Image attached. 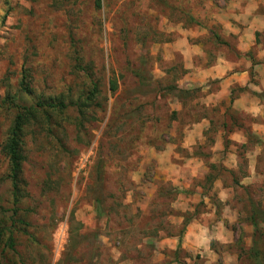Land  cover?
Masks as SVG:
<instances>
[{"label":"rangeland","instance_id":"374dc122","mask_svg":"<svg viewBox=\"0 0 264 264\" xmlns=\"http://www.w3.org/2000/svg\"><path fill=\"white\" fill-rule=\"evenodd\" d=\"M225 2L0 0V264H264V144L254 173L228 137L226 152L209 154L220 129L239 127L219 116L203 144L183 152L184 130L204 106L187 99L174 111L180 49H236L237 36L218 23ZM47 100L81 105L25 127L14 218L3 147L18 108ZM248 135L250 148L257 139ZM174 146L179 157L166 151ZM13 218L23 221L12 228L16 254L3 232ZM191 224L196 248L183 249ZM167 238L181 240L180 251L159 248Z\"/></svg>","mask_w":264,"mask_h":264},{"label":"crops","instance_id":"0c3cea01","mask_svg":"<svg viewBox=\"0 0 264 264\" xmlns=\"http://www.w3.org/2000/svg\"><path fill=\"white\" fill-rule=\"evenodd\" d=\"M225 1L223 0V3H226ZM227 3L225 13L218 23L237 36L236 49L234 52L226 50L211 53L204 46L201 45V48L196 44H189L186 51L180 49L181 57L183 54L185 60L184 74L176 83L181 95L174 98V111L182 110V101H201L204 106L205 114L184 130V140L180 148L181 151L189 153L195 152L196 147L203 144L206 134L214 128L215 122L220 120L219 116L222 123L226 122V128L229 127L227 122L232 124V121L238 119L239 127L234 132L217 130L215 144L208 152L213 155L226 152L224 140L228 137V140L234 141L243 149L242 152L251 156L253 166L250 168L254 173L264 144V0H227ZM205 34H198L194 38L209 36L208 33ZM186 95H189V98H185ZM249 133L257 139L256 145H251L250 148ZM173 148H168L167 153L177 155L176 146ZM228 150V154L237 152L236 148ZM204 156H193L192 161L205 164L208 158ZM233 163L231 168H236L238 163ZM172 164L175 165V162ZM217 186L222 189L221 184ZM198 189L197 193H201L202 189ZM222 194L223 192L219 193L221 196ZM224 198L221 199L222 202ZM195 226H188L183 249L196 248L188 243ZM178 246V239L167 238L160 242L159 248L174 250ZM209 250L207 247L206 255L211 252Z\"/></svg>","mask_w":264,"mask_h":264},{"label":"trees","instance_id":"16d2710c","mask_svg":"<svg viewBox=\"0 0 264 264\" xmlns=\"http://www.w3.org/2000/svg\"><path fill=\"white\" fill-rule=\"evenodd\" d=\"M194 22V20L192 19ZM139 74V73H138ZM140 78V75H139ZM116 85L113 84L111 86V90H116ZM98 95V86L95 85L94 91L87 97L85 102V107L88 108L91 103L96 100ZM81 104L78 103H69L68 105L64 104L63 102L55 103V101L47 100L38 103L35 106L30 107H19L18 112L14 123L10 129L8 141L5 143L3 147V153L9 161V173H8V180L12 185V196H13V216L14 218L18 216L19 212V204L20 198L22 194L21 190V175H22V165L25 162L26 158L24 156L23 151V137H24V129L27 125L37 122L38 118L41 117V114H48L50 111H58L63 112L67 110L70 106L80 107ZM81 118L79 119L80 122L86 117V112L84 113L83 110L78 109ZM12 219V227L6 226L3 229V232H7L9 234L7 240L8 250L12 251L14 254L17 253L15 248V239H14V231L12 228H15L17 223H23L21 219L14 221ZM251 223L253 224L256 231H258V219L253 215L251 217ZM2 233L0 232V238H2ZM181 247V240L179 241L178 250L180 251Z\"/></svg>","mask_w":264,"mask_h":264}]
</instances>
